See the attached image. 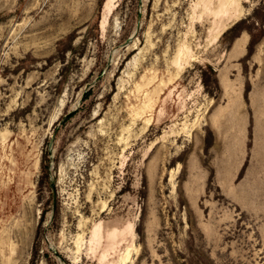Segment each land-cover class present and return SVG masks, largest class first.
Wrapping results in <instances>:
<instances>
[{
  "label": "rangeland",
  "instance_id": "1",
  "mask_svg": "<svg viewBox=\"0 0 264 264\" xmlns=\"http://www.w3.org/2000/svg\"><path fill=\"white\" fill-rule=\"evenodd\" d=\"M34 245L264 264V0H0V264Z\"/></svg>",
  "mask_w": 264,
  "mask_h": 264
},
{
  "label": "trees",
  "instance_id": "2",
  "mask_svg": "<svg viewBox=\"0 0 264 264\" xmlns=\"http://www.w3.org/2000/svg\"><path fill=\"white\" fill-rule=\"evenodd\" d=\"M46 154L43 155V159L46 158ZM37 255H38V248L34 245L33 247V251H32V257L30 259V262L29 264H36V258H37ZM46 258L49 260V258L47 257L46 255Z\"/></svg>",
  "mask_w": 264,
  "mask_h": 264
},
{
  "label": "bare ground",
  "instance_id": "3",
  "mask_svg": "<svg viewBox=\"0 0 264 264\" xmlns=\"http://www.w3.org/2000/svg\"><path fill=\"white\" fill-rule=\"evenodd\" d=\"M111 5V4H110ZM107 7V6H106Z\"/></svg>",
  "mask_w": 264,
  "mask_h": 264
}]
</instances>
